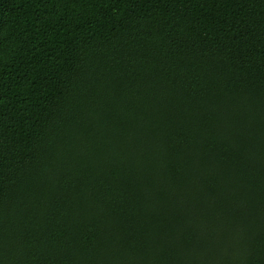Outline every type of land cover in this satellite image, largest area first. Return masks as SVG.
<instances>
[{
  "label": "trees",
  "instance_id": "trees-1",
  "mask_svg": "<svg viewBox=\"0 0 264 264\" xmlns=\"http://www.w3.org/2000/svg\"><path fill=\"white\" fill-rule=\"evenodd\" d=\"M0 264H264V0H0Z\"/></svg>",
  "mask_w": 264,
  "mask_h": 264
}]
</instances>
